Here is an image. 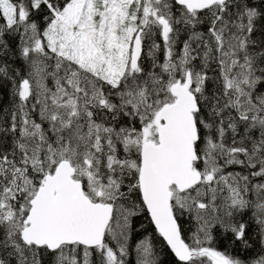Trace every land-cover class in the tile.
<instances>
[{"label":"snow or ice","instance_id":"snow-or-ice-1","mask_svg":"<svg viewBox=\"0 0 264 264\" xmlns=\"http://www.w3.org/2000/svg\"><path fill=\"white\" fill-rule=\"evenodd\" d=\"M0 264H264V0H0Z\"/></svg>","mask_w":264,"mask_h":264}]
</instances>
